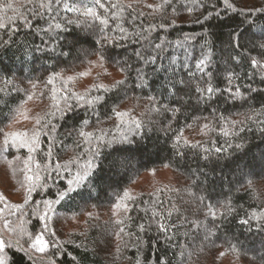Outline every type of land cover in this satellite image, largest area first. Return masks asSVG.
Returning <instances> with one entry per match:
<instances>
[{
	"label": "trees",
	"instance_id": "1",
	"mask_svg": "<svg viewBox=\"0 0 264 264\" xmlns=\"http://www.w3.org/2000/svg\"><path fill=\"white\" fill-rule=\"evenodd\" d=\"M3 40V264H264V0H0Z\"/></svg>",
	"mask_w": 264,
	"mask_h": 264
},
{
	"label": "snow or ice",
	"instance_id": "2",
	"mask_svg": "<svg viewBox=\"0 0 264 264\" xmlns=\"http://www.w3.org/2000/svg\"><path fill=\"white\" fill-rule=\"evenodd\" d=\"M56 2L57 3H59V0H56ZM225 2L227 3V0H225ZM166 3H167V0H166ZM44 5H41V7H43ZM7 7H9V8H11L12 6H11V4H8L7 5ZM33 15L34 16H39V14L37 13V12H35V11H33ZM9 19H11V17L9 18ZM25 25L26 26H28V27H31V22L27 19V18H25ZM56 27H59V25H56ZM42 31H47L46 29H41ZM16 31V29H13V32H15ZM9 42H10V40H3V41H0V47H3V46H6V45H8L9 44ZM155 47L157 48V49H162V45L161 44H156L155 45ZM259 47L261 48V49H264V42H262L260 45H259ZM137 56L139 57L140 56V53H137ZM147 59V58H146ZM202 63V62H201ZM252 66L253 67H256L257 66V61L255 60V59H253V61H252ZM197 67H199V64L197 65ZM49 83H51V81H49ZM122 83V82H121ZM207 91L209 92V93H211L212 91H213V89L211 88V87H209L208 89H207ZM237 91H239V89H237ZM72 105H68L67 106V110L68 111H71L72 110ZM117 115H121L120 113H117ZM54 130V129H53ZM20 135H26V134H20ZM81 135H83V133H81ZM36 142V140L35 139H33V141H32V143H35ZM6 143H7V140H6ZM28 145V142L27 141H24V142H22V144L20 145L21 147H23V146H27ZM29 150L31 151V148H29ZM28 179H31V177H28ZM71 183H72V181H69V185H71ZM59 195V200H63L64 199V197H65V194L64 193H59L58 194ZM59 200L57 201V202H59ZM44 203L46 204V205H49V202L48 201H44ZM50 206V205H49ZM46 216H47V213H45L44 215H42V216H40V219L41 220H45L46 219ZM246 221H242V223H245ZM141 228L143 229V226H141ZM45 231H46V226H45V229H44ZM3 244V242L2 241H0V245H2ZM34 247H36V250L37 251H39V252H41V253H43V252H45V250H46V248H47V244L45 243V241H44V238H43V236L42 235H37L36 236V238H35V244H34ZM0 264H3V262L2 261H0Z\"/></svg>",
	"mask_w": 264,
	"mask_h": 264
},
{
	"label": "rangeland",
	"instance_id": "3",
	"mask_svg": "<svg viewBox=\"0 0 264 264\" xmlns=\"http://www.w3.org/2000/svg\"><path fill=\"white\" fill-rule=\"evenodd\" d=\"M84 47H82V49H83ZM85 49V48H84ZM83 49V50H84ZM52 55V54H51ZM196 84L198 85V84H200V81H199V79H197L196 80ZM26 111H24L23 110V112H22V114H21V116H20V118L18 119L19 121V123H22V119L23 118H27L26 117ZM124 172V171H123ZM122 172V173H123ZM118 176H119V174H118ZM117 177V176H116ZM116 177H112L114 180H116L117 178ZM167 176H165V178H166ZM119 178V177H118ZM234 181V180H233ZM106 188H109L108 186L106 187ZM95 193H93V198L95 197ZM10 199H12L13 201H15V202H20L21 200H22V195L21 194H19V195H16V196H14V195H11L10 196ZM6 231V230H5ZM4 230L3 231H1L0 230V241H2L3 242V244L2 245H0V249H3L4 248V240H7L8 238H9V235H8V233H7V231L5 232ZM19 247V246H18ZM19 249H21L20 247H19ZM256 252H257V254L259 255V256H261V255H264V243H262L259 247H257V249H256Z\"/></svg>",
	"mask_w": 264,
	"mask_h": 264
}]
</instances>
